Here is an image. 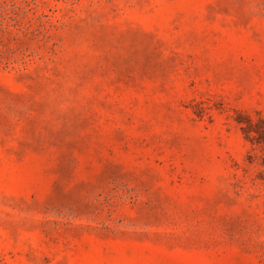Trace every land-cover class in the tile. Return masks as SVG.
Here are the masks:
<instances>
[{
	"label": "rangeland",
	"instance_id": "1",
	"mask_svg": "<svg viewBox=\"0 0 264 264\" xmlns=\"http://www.w3.org/2000/svg\"><path fill=\"white\" fill-rule=\"evenodd\" d=\"M0 264H264V0H0Z\"/></svg>",
	"mask_w": 264,
	"mask_h": 264
}]
</instances>
